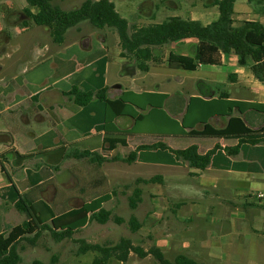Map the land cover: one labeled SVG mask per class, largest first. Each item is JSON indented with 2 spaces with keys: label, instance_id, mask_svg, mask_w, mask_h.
Wrapping results in <instances>:
<instances>
[{
  "label": "rangeland",
  "instance_id": "1",
  "mask_svg": "<svg viewBox=\"0 0 264 264\" xmlns=\"http://www.w3.org/2000/svg\"><path fill=\"white\" fill-rule=\"evenodd\" d=\"M85 0H53V4L60 6L64 10H72L81 6ZM112 1L117 11L121 16L128 19L131 23L136 25H145L151 23H161L169 17L179 16L182 18L203 19L204 23L211 21L209 19V13H216L218 15V9L212 6V0H110ZM245 1V4H241ZM27 5L25 0H0V63L6 64V53H14L12 60L17 59V56H29L30 63L38 62L40 56L47 58L54 56L58 52H64L71 47L77 49H83L85 51L92 50L93 52L86 53L87 55L97 54L102 51L107 55V63L105 66L107 87L109 89L108 96L114 97L117 95L118 90L114 88L117 85H123L127 90L132 91L133 84L145 85L150 90H156L157 86H162L166 89L169 86L168 91L172 94L178 92H187L197 90V82L201 78H207L208 80H215L217 84H222L219 88H226L227 74L230 70L227 68H215L212 66H205L200 71H185L178 68L170 67L168 62L163 63H149V70L147 72L138 69L136 78L137 82H133V77L128 74L129 69L125 67L124 60L119 57L121 50L119 46V37L117 32L113 28H106L99 30L93 27L90 23L84 22L78 27L70 29L65 37V41L62 46H58L53 43L46 28H41L33 24L25 15L24 8ZM264 6V4L262 5ZM259 6L254 2L248 4L247 0H238L235 4V12L238 14L236 17V24H240V16L242 18H252L264 23V16H261L264 12V7ZM250 9V15L245 17ZM206 14V15H205ZM210 14V15H211ZM217 18V17H216ZM28 21L30 28L26 29L23 22ZM33 27H32V26ZM32 27V28H31ZM167 49L176 54L194 55L193 46L186 44L185 41L178 43H172L167 45L161 51L164 56L167 54ZM43 58L41 60H43ZM25 69L23 66L7 67L0 69V152L2 149V143H9L10 136L8 134L9 116L12 113L18 114L20 117L29 115L30 117L37 114L40 115V110L36 106V102L32 101L30 92L36 88H44L46 84L35 85L26 89L25 87H19L14 93H5V85H8L10 81L22 73ZM94 69H87L83 75V81L91 82L93 84H99L97 74ZM17 71V72H16ZM48 72V73H47ZM51 71L46 69H39L34 76L43 77L46 73L49 75ZM79 73V72H78ZM181 78V81L178 80ZM71 79L64 83L70 82ZM144 83V84H143ZM39 84V83H38ZM60 85L59 88L62 89ZM17 87V85H16ZM9 91V90H8ZM134 92V91H132ZM43 99H54L56 101H64L65 97L59 92V90H50L43 92L41 95ZM22 101V104L11 108V102L13 100ZM43 103L45 100L42 101ZM67 103V101H66ZM9 107V109H7ZM166 111L170 112L169 106L165 107ZM6 109L9 112H6ZM14 110V112H12ZM148 111V110H147ZM53 114V109L49 111H43V115ZM86 115L87 112L82 113ZM117 123L122 126L123 124H131L132 119L128 116L120 118ZM93 120L79 122L81 131L80 137L86 135L85 132L98 131L96 127H92ZM93 128V129H91ZM137 142V141H134ZM148 142V141H146ZM135 145V143H134ZM126 148H120L119 152L122 156L127 155ZM106 154H109L106 152ZM7 173L16 176L18 170L11 164L5 163ZM102 173L109 174V184H100V187H94L93 184L96 181H100L101 173L90 164L80 161L79 162V181L76 190L78 193V199L76 201L61 202L58 209L68 208V205H76L77 208L68 212L62 216H59L58 220L53 222V226L61 230L63 228H75L79 229L73 236L74 239H84L88 243L108 245L117 244L122 238H128L133 241L135 245L143 247L145 250H149L152 247H159L163 250L165 256L174 260L179 254L187 255L198 262H204L205 264H217V261L209 259L208 245L217 243V185H205L200 187V180H191L186 186H167L160 183L142 184L139 185L135 182L139 175L144 177H152L156 174H162L164 168L155 166H132L123 162H110L105 163L102 167ZM189 170V169H188ZM140 171V172H139ZM187 171V170H184ZM1 173V170H0ZM44 176L47 178L53 173L50 171H44ZM132 175V176H131ZM7 180L5 174L3 175ZM199 183V185H198ZM23 189L24 184L20 185ZM65 187V185H61ZM136 186H142L144 190V196L142 203L136 210H131L129 207V197L132 195ZM207 188V190H206ZM264 188L257 184L252 186V190ZM81 189L84 191L81 193ZM115 190L116 193L112 198V195H106L98 198L92 202V197L107 192V190ZM174 189V190H173ZM176 189V190H175ZM207 191L205 193L204 191ZM101 191V192H99ZM175 191V193H171ZM74 194V189H72ZM103 192V193H102ZM193 192V193H192ZM197 192H201L198 194ZM2 193V189H0ZM162 193L165 198L159 200L156 199V195ZM192 193V194H191ZM167 196V197H166ZM194 196H197L195 198ZM52 189H49V193L46 199L39 201L33 206V213L39 222H50L52 216V210L48 206L47 201L51 200ZM2 198V195H0ZM90 198V200H89ZM96 198V197H95ZM155 198V199H154ZM94 199V198H93ZM112 199V200H111ZM8 201L7 199H5ZM7 205H0V233H8L16 226H19L26 219L25 215L16 210L9 202ZM84 201L88 202L83 205ZM99 201V202H98ZM57 204V203H56ZM99 204V205H98ZM179 205V206H177ZM192 207L193 213L187 215L190 218L184 222L186 217L180 214L185 211V214H189L191 211L187 206ZM7 206V207H6ZM104 207L112 212L113 216H120L126 220L124 224L118 225L113 220H110L106 224H100L96 221L89 223L90 214L98 208ZM179 207V209H178ZM57 208V207H56ZM242 213L243 211H231L232 214ZM230 213V214H231ZM131 216H135L140 222L143 223L142 228L132 233L130 230L128 221ZM187 218V219H188ZM186 247H185V246ZM79 245L74 240L66 239L59 243L55 242L49 232H44L37 241L35 246L30 245L28 242H22L20 244V255L22 258L21 264H35L36 261L41 264H92L94 258L98 255L96 252H88L86 254H79ZM217 253V252H215ZM200 256V257H199ZM225 256V255H224ZM227 256L223 257L224 262ZM156 260L153 256H148L144 259L139 258L136 254L132 253L126 263L119 262L116 259H111L108 264H155Z\"/></svg>",
  "mask_w": 264,
  "mask_h": 264
},
{
  "label": "trees",
  "instance_id": "2",
  "mask_svg": "<svg viewBox=\"0 0 264 264\" xmlns=\"http://www.w3.org/2000/svg\"><path fill=\"white\" fill-rule=\"evenodd\" d=\"M25 1L27 5L24 8V12L28 20L36 26L46 28L55 44H63L68 30L84 22L90 23L99 30L113 28L119 37L120 56L132 61L137 69L147 72L150 62L163 63L164 59L161 49L172 43L196 39L198 43L194 47L193 56L176 54L174 52L170 53L166 60L170 67L185 71H196L202 65L221 64V55L226 57L234 55L237 58V64L241 67H248L255 79L264 85V24L258 20H245L240 24H236L234 14L237 0H212L211 4L217 7L219 17L208 25H203L198 20L173 16L161 23L139 26L121 16L115 4L110 0H85L80 7L72 10L62 9L60 6L53 4V0ZM248 2H256L257 5H262L264 0H248ZM23 24L24 26H28V21L24 20ZM74 52V49H70L66 54L62 55V58L70 59L75 54ZM95 55L91 53L90 55L77 54L79 60L82 61L87 56L90 59V65L80 73H74L75 63H73L71 65L72 68L68 71V74L72 73L70 82L64 83L65 81H62L59 83V86L64 85L62 89L67 90L65 93L74 99L75 104L79 108H82L88 114H95L94 117H91L94 122L92 127H96L97 130H106L105 138L108 139L113 133L107 132L106 125H111L118 116L131 117L135 122V126H142L148 119L143 114L147 110V115H150L152 111H158L165 116L164 105L169 96L164 93H135L125 91L119 98L115 100L109 99L108 87L105 85L107 57L95 60ZM56 60L59 62L61 59L57 58ZM49 64L50 61H47L43 68L40 69L50 71L48 68ZM91 67L96 68L94 72L98 75L96 78L99 80V84L81 80L83 79L84 72L87 69H91ZM47 73L37 82V85L44 78L50 77L51 72L49 75ZM201 85L202 81H198V91L201 90ZM36 91H38L37 88L34 92ZM210 96L209 100H203L200 97L191 98L181 124L169 117L168 121L175 125L176 129L168 133L165 125L158 123V132L162 135H183L186 134L185 129L190 128L189 134L191 136L237 138L239 142L236 147L225 149V152L229 156L238 154L242 145L248 144L254 147H264V124L258 129H251L241 117L249 110L264 114V103L230 100V96L227 93ZM194 103L199 104L200 110L194 109ZM139 111L142 112L140 113ZM235 111L238 112V116L234 114ZM214 116H229L230 119L227 127L216 129L211 126L209 120ZM199 124L204 125V129L201 131L195 129ZM120 135H123L125 138L127 137V134ZM9 142H11V138ZM112 146L113 144L110 142V147ZM143 149L160 151L163 157L167 156V151L170 150V162H174L173 159L175 161L180 160L186 162L191 168L205 170L211 164L215 165L214 156L220 147L216 146L206 154H200L196 145H191L185 149L173 150L169 149L162 141H159L152 145L139 146L126 158L113 157L112 159H108L86 148L83 150L77 149L75 153L65 151L64 147L58 148L56 151H65L61 155L59 162L74 157L79 161L90 164L99 171L103 163L109 160L123 161L131 164L137 160L138 153ZM38 155H21L14 149L9 148L0 153V167L7 175L5 163L20 166L26 159ZM259 161L264 163L263 158H260ZM231 166L229 162L225 165L227 168ZM233 167L239 168V166L235 165ZM58 168L59 165L56 169ZM138 182L149 184L156 182V178L140 180ZM105 183L106 180L101 175L100 181H96L93 184H95L94 187H100V184ZM37 184H30L29 187L31 189L27 192H21L20 187L12 182H10L8 187L2 189L4 202L7 199L8 201L6 202H9L16 210L24 214L26 219L21 225L12 228L10 232L0 233V264H21L20 244L28 242L30 245L35 246L44 232H49L57 243L66 239L74 240L79 245V254H86L88 252L98 253L92 264H108L111 259L126 263L132 253L141 259L153 256L156 260L155 264H203L184 254H179L174 260H170L165 256L161 248L152 247L149 250H145L143 247L135 245L128 238H122L114 245L92 244L84 239H74L73 236L79 229L68 227L58 230L53 226V222L57 221L60 215H64L77 208L76 205H68V208L58 209L61 207V202L57 204L47 202L54 216H52L50 222H39L32 209L35 204L42 201L41 194L46 191V187L36 186ZM83 191L84 189H81V193ZM109 191L107 190V192ZM107 192H102L103 194L92 197V200L95 197H103ZM112 193L115 195L116 191L112 190ZM142 194V188L136 186L129 197V207L131 210L138 208L142 202ZM88 202L84 201L83 205ZM7 204L3 203L2 207ZM88 220L89 223L96 221L100 224H106L110 220H113L118 225L126 222L120 216H113L112 212L104 207L93 211ZM128 224L132 233L138 232L142 227V223L135 216H131ZM35 264L41 263L36 261Z\"/></svg>",
  "mask_w": 264,
  "mask_h": 264
},
{
  "label": "crops",
  "instance_id": "3",
  "mask_svg": "<svg viewBox=\"0 0 264 264\" xmlns=\"http://www.w3.org/2000/svg\"><path fill=\"white\" fill-rule=\"evenodd\" d=\"M241 4H245V1H242ZM248 4L253 3L248 2ZM263 7L264 6H262V8ZM249 11L250 9L247 10L248 14L245 17L250 15ZM207 14H209L208 18L211 19L209 22L204 23L203 19L199 20L192 18V20H198L202 22L203 25H208L211 22L217 20L219 17V13L218 15L216 13L211 14L209 12ZM237 15L238 14L235 12V21ZM261 16H264V12ZM242 17L243 16L239 17L242 21L255 20L252 18L245 19ZM25 28L28 29L30 27L25 26ZM184 41L188 45L191 44L193 46V50L195 45L198 43L196 39H188ZM58 46H62V44ZM70 49H74L75 54H73L70 59L62 58V55L66 54ZM70 49L64 52H58L56 55L49 56L45 59L43 58L44 56H40V60L38 62H33L32 64L30 63L29 56L19 55L17 56V59L12 60L14 53L8 52L5 54V57L9 61H7L6 64L0 63V69L2 70L3 68L10 66L13 68L17 66H23L25 68L22 70V73H18V75L13 77L8 85H5L4 91L5 93L9 94L14 93L19 87L30 89V87L35 86L37 82H39L43 77L37 78V76H34L33 73H35L40 68H43L47 61H50L48 68L51 71V79L50 77H46L39 84H46V87L37 89L38 91L36 92L29 90V98H32L31 100L36 102V106L40 110L39 112L42 113L33 117H30L29 115L20 117L16 113L10 114L8 131L6 132H8L11 142H4V144L2 143V149L0 152L2 153L11 148L21 155H39L26 159L20 166H14L18 170V174L16 176L10 173H7L6 175L0 167V189L8 187L10 182H12L20 187L21 192H27L31 189L29 187L30 184L38 183L36 186L46 187V191L41 194L43 198L42 200L46 199L49 189H52L51 200H48L47 202L58 203L62 201H76L78 199V193L76 190H78L77 185L79 181L80 161L74 157H70L65 159L63 162H59L61 155L65 151L69 153H75L77 149L83 150L86 148L92 152H97L108 159H112L113 157L126 158L139 146L152 145L159 141H162L168 146L169 149L173 150L185 149L191 145H196L200 154H206L217 146L220 147V149L217 150V153L214 156L215 165L211 164L205 170L191 168L186 162L180 160L175 161L173 159L174 162H170V150L167 151V156L163 157L161 154L162 152L160 153V151L143 149L138 153V158L136 161L131 164H126L130 165V167L140 165L155 166L165 169L163 170L162 174H156L152 177H144L142 175L134 177L136 178L135 182L138 185L140 184L138 181L148 180L151 178H156V182L152 183H160L172 187H184L189 182L191 183V180L194 179L201 181L200 185L198 183L200 187H205V185H210L211 183L213 185H217V187L215 186L217 189L218 215L217 243L214 242L208 245V258L217 261V264H264V198H258V194H264V188L252 190V186H254V184L264 187V163L259 161L260 158H263L264 160V147H254L248 144L242 145L238 154L229 156L225 152V149L236 147L239 142L237 138L191 136L189 134L191 130L190 128H186V134L183 135H162L158 132V123H163L168 133L173 132V130L176 129V126L168 121V118L170 117L181 124V121L186 114L187 106L189 105L191 98L194 97H200L203 100H209V97H211L210 95L227 93L230 96V100H240L249 103L263 104L264 85L255 79L251 70L248 67L239 66L237 64V58L234 55H229L227 57L221 55V64L208 66L215 68L224 67L227 68V70H230L226 76L227 81L225 85L227 86L224 89L219 88L222 84H217V81L208 80L207 78H201L198 80L202 81L200 91L188 90L186 93L178 92L175 94H172L170 91H168L169 86H167L166 89H163L162 86L158 85L156 90H150L145 85H140V83L135 85L134 83L133 89L135 90L132 91L135 93L157 92L164 93L169 96L164 105L165 116L158 111H152L150 115H147L148 111L143 112V114L147 116L146 118L148 119L142 126H135V122L131 117H129L132 119L131 124L129 123L126 125L122 123V126H120L117 121L125 116H118L111 125H106L107 132L113 133V135L109 136L108 139L105 138L106 130L101 129L91 132H89V130L88 132H85L87 133L86 135L80 137L79 133L81 131L79 130V122H88L91 120V117L95 116V114L87 113L86 115H83L82 113L85 111H83L82 108H79L75 104L74 99L65 93V91H67L66 89L63 90L59 88V83L71 79L72 73L68 74V71L72 68L71 65L73 63H75L74 73H80L81 71L85 70V68L90 65V59L86 56L83 61L79 60L77 54L81 53L87 55L86 53H92L93 49L87 51L83 49H77L75 47H71ZM120 52L119 57L122 58L120 56ZM166 52L167 54L165 56L162 53L164 61L167 60L172 51L167 49ZM95 57V60H99L100 58L107 57V55L105 52L100 51L95 55ZM42 58L43 60H41ZM57 58L61 60L58 62L56 60ZM123 59L128 60L127 58ZM124 65L129 69L127 75L133 77V82H137L136 78L134 77L137 76L138 69L134 66V63L129 60L126 61ZM204 67V65L199 66L196 71H200ZM178 80L181 81V78L178 77ZM106 83L107 79L105 77V85L107 87ZM114 88L118 90V93L114 97L108 96V98L111 100L119 98L121 94L127 90L123 85H117L114 86ZM50 90H59L66 100L56 101L53 98H46L43 99L45 100L43 103L41 95L43 92H48ZM20 104H22V101L18 102L15 99L11 102V108L19 106ZM168 106L170 112L165 110V107ZM7 109H9V107H7ZM7 109L6 112H9ZM50 109H53V114L48 113V115H43V111H49ZM194 109L200 110L199 104L194 103ZM136 111H138V109H136ZM2 112L4 111L1 110L0 115ZM12 112H14V110H12ZM139 112L141 113L142 111ZM234 114L236 116L239 115L237 111H235ZM241 117L245 124L251 129H258L264 124L263 113L249 110ZM229 119V116H214L209 120V124L216 129H224L227 127ZM195 129L201 131L204 129V125L199 124L195 127ZM120 134H127V137L125 138ZM110 142L113 144L112 147H110ZM61 147H64L65 151L57 152L56 150ZM120 148H126L127 150L130 149V151L127 155L125 154L122 156L119 152ZM106 152L109 154H106ZM164 158H166V160H164ZM110 162L123 161L109 160L104 162L103 165ZM228 162L230 165H232L230 168L225 167ZM58 165L59 168L56 169ZM233 165L239 166V168L233 167ZM44 171H50L53 174L46 178L43 174ZM100 172L104 177V180H106V183L109 184V174L105 173V175H103L104 173H102V170ZM4 174L7 180H5V177L3 176ZM21 184H24V189L20 186ZM61 185H65V187H62ZM139 187L142 188V186ZM72 189H74V194L71 192ZM206 190L204 191L205 193H207ZM171 193H175V191H172ZM197 193L200 194L201 192ZM0 195H2V193H0ZM106 195H112V198L114 196L111 190L107 192ZM143 196L144 190L142 194V201ZM156 196L157 200L165 198V195L162 193L157 194ZM194 197L197 198V196ZM0 199L2 202H4L3 198ZM96 199L98 198H95L90 202ZM2 204L3 203L0 202V205ZM187 208H189V211H191L189 214H185L184 210L183 212H180V214L184 217L193 213L192 207L187 206ZM241 210L243 211L242 213H231V211ZM187 218L188 217H186L184 222L190 220V218ZM224 255L227 256V258H225L227 259L225 262L223 260V257H225ZM200 263L205 264L204 262Z\"/></svg>",
  "mask_w": 264,
  "mask_h": 264
},
{
  "label": "built area",
  "instance_id": "4",
  "mask_svg": "<svg viewBox=\"0 0 264 264\" xmlns=\"http://www.w3.org/2000/svg\"><path fill=\"white\" fill-rule=\"evenodd\" d=\"M258 198H259V199L264 198V194H263V193L258 194Z\"/></svg>",
  "mask_w": 264,
  "mask_h": 264
}]
</instances>
